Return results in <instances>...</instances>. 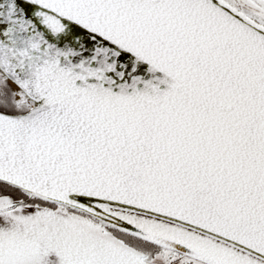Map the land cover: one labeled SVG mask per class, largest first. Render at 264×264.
I'll return each instance as SVG.
<instances>
[{"label":"snow or ice","instance_id":"snow-or-ice-1","mask_svg":"<svg viewBox=\"0 0 264 264\" xmlns=\"http://www.w3.org/2000/svg\"><path fill=\"white\" fill-rule=\"evenodd\" d=\"M0 264H264V0H0Z\"/></svg>","mask_w":264,"mask_h":264}]
</instances>
